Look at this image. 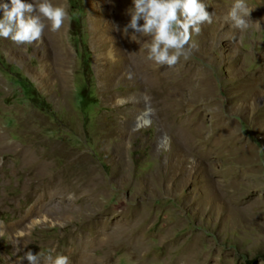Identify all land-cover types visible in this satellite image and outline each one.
<instances>
[{"label": "rangeland", "instance_id": "374dc122", "mask_svg": "<svg viewBox=\"0 0 264 264\" xmlns=\"http://www.w3.org/2000/svg\"><path fill=\"white\" fill-rule=\"evenodd\" d=\"M202 2L173 67L123 32L132 0H64L61 48L0 37V264H264V0L243 31Z\"/></svg>", "mask_w": 264, "mask_h": 264}, {"label": "clouds", "instance_id": "9594fccd", "mask_svg": "<svg viewBox=\"0 0 264 264\" xmlns=\"http://www.w3.org/2000/svg\"><path fill=\"white\" fill-rule=\"evenodd\" d=\"M132 4L128 9L130 22L123 32L128 33L131 29L134 34L150 36V42L143 45L148 49L147 60L160 66L173 67L182 56L187 59L194 47L189 43L192 33L199 34L202 25L211 23L214 15L206 10L202 0H132ZM0 12L3 13L0 37L17 45L43 44L46 27L43 20L50 22V30L55 32L70 18L64 6H54L51 0H32L30 3L10 0V3L0 4ZM249 15L246 0H234L226 19L232 27L243 31L249 26L245 19ZM128 78L132 79L131 73ZM73 198L74 194L70 193L68 199ZM54 251L50 249L48 255L26 251L19 264L24 260L28 264H70L66 255L53 257Z\"/></svg>", "mask_w": 264, "mask_h": 264}, {"label": "bare ground", "instance_id": "6f19581e", "mask_svg": "<svg viewBox=\"0 0 264 264\" xmlns=\"http://www.w3.org/2000/svg\"><path fill=\"white\" fill-rule=\"evenodd\" d=\"M63 1L64 0H52L51 1V3L54 5V6H63ZM261 2H262V0H261ZM122 11V10H121ZM258 17V16H257ZM43 19V18H42ZM44 22H45V25H46V27H45V31L46 32H48L50 35H51V37H52V39H53V46H55L54 48H56V47H59V48H61V43H60V38H58V35L60 34V32L62 31V29H63V26H64V24L62 25V27H61V29L60 30H58V31H55V32H53V31H51L50 30V22H48L47 20H43ZM119 28V27H118ZM120 28H122V27H120ZM120 31V30H119ZM121 32H122V30H121ZM120 32V33H121ZM61 36V35H60ZM129 36V35H128ZM125 37H126V34H125ZM98 39V38H97ZM129 39V37L127 38V40ZM127 40H125V41H127ZM104 43V42H103ZM56 54H57V59H58V62L63 66V67H69L68 66V64L70 63V59H69V55H68V53H66V50L65 49H62V51L61 50H57L56 51ZM112 55V54H111ZM100 56V55H99ZM56 57V56H55ZM101 57V56H100ZM57 61V60H56ZM60 66V65H59ZM100 67V66H99ZM63 72V71H62ZM63 75H64V78L63 79H65L66 80V77H67V73H62ZM63 75H62V77H63ZM61 76V75H60ZM45 79V78H44ZM64 80V81H65ZM67 80L69 81V79L67 78ZM66 82V81H65ZM64 82V83H65ZM139 119V118H138ZM140 126V125H139ZM25 153V152H24ZM29 156V155H28ZM24 157H26L25 155H24ZM28 158V157H27ZM25 159V158H24ZM37 161V159L35 160L32 156H31V158L28 160V161H26L25 162V166L27 167V168H31V170H34V171H36L37 170V166H36V162ZM25 167V168H26ZM51 179V178H50ZM53 179V178H52ZM81 180V179H80ZM51 181V180H50ZM54 181H55V179H54ZM48 182V181H47ZM56 184V183H55ZM84 184V183H83ZM39 186V185H38ZM38 186L36 187V188H38ZM40 187H41V185H40ZM48 187V186H47ZM44 191H45V189H44ZM47 191H48V189H47ZM97 223V222H96ZM24 224V223H23ZM97 226H99V225H97ZM106 226V225H105ZM18 229H20V228H23L24 227V225H21L20 224V226L17 224V226H16ZM96 227V226H95ZM108 228H109V226H108ZM126 231V230H125ZM114 233V232H113ZM112 235V234H111ZM19 238V237H18ZM83 238V237H82ZM78 240V239H77ZM81 240V239H80ZM81 242V241H80ZM80 242H78V243H80ZM74 243V242H73ZM101 243V242H100ZM103 243V242H102ZM82 244V243H81ZM81 247V246H80ZM85 252V251H84ZM83 252V253H84ZM78 254V253H77ZM81 254V253H80ZM86 254V253H85ZM85 254H84V256H85ZM87 255V254H86ZM86 257V256H85ZM77 258V257H76ZM82 258V257H81ZM90 258V257H89ZM91 258H92V256H91ZM83 259V258H82ZM78 260V259H77ZM93 260V259H92ZM72 261V260H71ZM75 261V260H74ZM81 261V260H80ZM84 262V261H83ZM95 262V261H94ZM96 262H98V261H96ZM96 262H95V264H96ZM82 263V262H81ZM87 263V262H86ZM91 263V262H90ZM78 264V263H77ZM83 264V263H82ZM84 264H85V262H84ZM100 264V263H99Z\"/></svg>", "mask_w": 264, "mask_h": 264}]
</instances>
